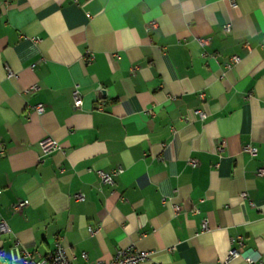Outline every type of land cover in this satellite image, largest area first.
<instances>
[{
	"label": "crops",
	"instance_id": "obj_1",
	"mask_svg": "<svg viewBox=\"0 0 264 264\" xmlns=\"http://www.w3.org/2000/svg\"><path fill=\"white\" fill-rule=\"evenodd\" d=\"M235 2L0 0V264L57 237L73 264H264V0Z\"/></svg>",
	"mask_w": 264,
	"mask_h": 264
},
{
	"label": "built area",
	"instance_id": "obj_2",
	"mask_svg": "<svg viewBox=\"0 0 264 264\" xmlns=\"http://www.w3.org/2000/svg\"><path fill=\"white\" fill-rule=\"evenodd\" d=\"M230 4L231 6H235L236 2L235 0H230ZM155 22H151V24H154ZM230 30V25L226 24L224 26V32H228ZM199 43L203 46L206 45L208 43V39L207 38H199L198 39ZM238 60L237 56H232V61L236 62ZM200 97H203V94L200 93ZM72 98H73V104L74 106H80L82 103V98H81V94L79 92V85L75 84L74 85V90L72 93ZM96 107L98 109H102L103 108V103L101 101H98L96 103ZM44 108H43V104L38 103L35 106V111L38 114H41L43 112ZM195 113H197L200 118H205L206 116V112L201 110V109H197L194 111ZM39 145H40V149H41V156L48 154L49 152L53 151L54 149H57L59 147V142L55 139L46 137V138H42L39 141ZM221 149V147H220ZM244 149L246 151H248L250 154L255 155L256 154V149L247 145L244 146ZM2 151V149H1ZM192 164L195 163V161H191ZM114 173L119 174L122 172V169L120 166L116 167L114 170ZM98 178L100 179L101 182L103 183H107V184H112L113 183V178L112 175L109 172L103 171L101 169H97L95 170ZM258 174H264V168H260L257 171ZM1 192V191H0ZM76 199L78 200H83L84 195L82 193H77L75 195ZM27 200H18L16 202H14L11 205V208L13 211L19 212L21 211V209L26 205ZM172 208L174 210V212L179 211L180 206L177 204H173ZM202 228H206V222L203 221L202 223ZM8 230V226L6 224V222L4 220L0 221V233L1 232H6ZM238 244L242 245V238L238 237ZM67 244L64 241L63 237H57L55 239V243H54V248L53 250L48 253L45 254L43 256H39V258L32 260L29 256L28 253H25L24 256L22 257V262L23 264H73L72 262V258L71 256L68 254V248H67ZM149 253L146 251H142V250H133L131 248H123V249H119L115 252L114 256L109 259V260H96L95 262H86L84 264H140L141 262H143L144 260H146L148 258ZM243 255L244 258L249 261V262H254L255 260H257V256H253L250 255L246 252H241V250H239L238 248H230L227 252L226 258L225 260H230L231 258L237 257ZM82 257L84 259H87V255L86 253H82ZM0 259L2 261V263H6L5 262V257H4V252L3 250L0 251Z\"/></svg>",
	"mask_w": 264,
	"mask_h": 264
}]
</instances>
